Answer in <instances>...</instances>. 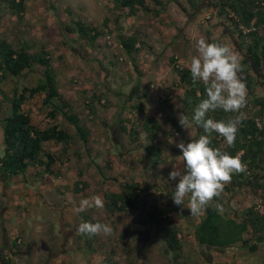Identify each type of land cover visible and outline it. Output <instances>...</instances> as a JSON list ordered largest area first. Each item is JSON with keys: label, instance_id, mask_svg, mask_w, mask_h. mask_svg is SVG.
I'll use <instances>...</instances> for the list:
<instances>
[{"label": "rangeland", "instance_id": "1", "mask_svg": "<svg viewBox=\"0 0 264 264\" xmlns=\"http://www.w3.org/2000/svg\"><path fill=\"white\" fill-rule=\"evenodd\" d=\"M23 1V11L17 14L0 0V39L12 47L24 45L29 50L36 51L42 45L47 50L60 92L70 100L72 111L89 129L88 142L84 148L79 141L71 146L72 149H77L79 156L71 154L69 149L65 152L67 158L63 159V163L54 162L53 168L56 169L57 176L44 173L39 167L29 166L24 173L13 175L2 184L0 177V222L8 202L10 207L5 214L8 221L18 218V230L27 237L28 229L32 237L29 242L26 239L28 245L32 244L29 248L32 257L29 264H40L44 261L46 252L44 253L43 248L46 249L50 245L52 238V244L55 245L59 240V231H62V246L59 250L55 249L58 254L47 264H101L106 256H110L117 264H170V252L161 240L157 224L148 213V206L144 204V199L150 195L151 200L158 203L162 215L179 227V236L176 237L182 246L179 259L183 264H261L264 258L263 249L262 253L254 254L247 248L238 250L239 242L229 244L223 252L206 251L203 248L198 250L193 240L195 236L189 219L191 216L186 208L169 205L164 196L159 194V188H154L152 192L147 191L153 179H144V159L139 157L142 154L138 150L133 149L138 145L130 144L118 127V116H130V123L137 126L140 119L138 116L146 114L144 111H136V116H133V113L127 112L129 98L136 91V81L141 84V93L146 96L147 90L152 91L156 95L152 100L153 104L161 106L162 103L160 104L158 99L165 98V88L168 92L169 89L175 88L174 85H157L155 81L162 79V74L159 73L166 71L165 76L174 77L176 80L169 67L168 57L173 56L178 65L186 63L183 66L189 68L191 58L198 54L195 48L198 39L203 38L208 43L229 47L240 63L244 46L240 48L237 45L235 31L231 29L230 33L228 30V20L211 12V0H197L195 9H192L186 0H179L184 10L170 1L159 16L138 12L137 15L126 18L122 11L118 20L122 26L120 32L122 35L136 33L138 41L142 44L139 52L132 57L117 43V30L112 26L108 33H102L98 37L91 48L75 34H67L62 27L76 19L101 27V19L108 13L110 0ZM155 55L158 59L153 62ZM32 69L21 76L5 75L0 81V155L1 119L9 114L8 99L12 95L14 84L17 92L35 85L39 77L38 66ZM153 70L157 72V78L150 80L148 86H145L144 80L146 76L153 77ZM254 73L256 82H262L254 85V92L261 95L264 93V68H258ZM92 90L102 93L103 96L100 102L94 101L95 115L89 120L85 115L86 106L83 101ZM41 99L42 94L35 93L24 101L22 107L29 109L30 121L40 128L57 123L72 132L73 129L57 114L52 118L46 117L47 107L41 104ZM121 103H124V107L119 105ZM182 130L188 133L187 129ZM189 130L194 131V128ZM42 146L55 154L60 149L59 145L52 142H44ZM165 146L169 145L164 144L163 147L166 148ZM105 161L110 164L109 169L103 168L100 175L96 170L97 165H102ZM161 168L160 165L156 166L159 175ZM77 170L81 171L80 178L87 186L80 192H73L72 183L77 178ZM158 174V182H155L160 184L159 181L163 177H158ZM133 179L144 182L143 190L138 192L137 209L134 212L108 217L104 209L91 208L83 211L92 219H101L102 223L108 224L112 229L110 234L97 235L93 251H85L81 241L75 236L80 224L81 212L76 211L80 201L93 195H99L103 199L104 192L116 190V182ZM176 183L177 181H173L175 186ZM2 186L5 187L4 192H7V202L2 197ZM258 193L259 191L256 196H260ZM262 206L264 207V201ZM228 214V211H225L223 216L228 218ZM143 227L147 228L146 235L137 239L136 231H142ZM49 229L50 232L47 233ZM62 229L68 230L65 235V230ZM120 232L127 233L128 237L120 238ZM229 235L230 233L226 236ZM110 247L115 248L113 255L108 254ZM261 248H264L262 243ZM24 251L25 249H22V252ZM14 258L12 256V261H17Z\"/></svg>", "mask_w": 264, "mask_h": 264}, {"label": "trees", "instance_id": "2", "mask_svg": "<svg viewBox=\"0 0 264 264\" xmlns=\"http://www.w3.org/2000/svg\"><path fill=\"white\" fill-rule=\"evenodd\" d=\"M8 9L13 13H20L24 8L23 0H2ZM174 2L181 10L184 8L179 0H110L107 7V15L101 19V27L94 24L84 23L79 20L70 21L62 26L67 34H75L81 39L88 48L95 45L98 37L102 33H108L110 27L117 30L116 40L121 49L132 57L139 52L142 45L138 41L135 33L129 32L122 35V26L118 23L122 11L126 18L137 15L138 12L151 13L153 16H159L162 9L168 2ZM192 9L196 8L197 0H186ZM209 9L217 17L228 20V30L235 31V40L237 45L243 48V57L240 59L241 71L238 77L246 85L248 97L246 98V106L239 112H224L222 109L210 111L206 115V119L214 121H229L239 119L236 140L232 147L226 144L223 137L213 132L211 133L210 147L216 149L219 145H225V151L236 156L240 154L242 163L246 165V171L243 173H233L232 180L237 188H247L256 196L264 194V93L257 95L254 92V85L262 84L259 80H255V70L264 68V0H211L209 1ZM227 26V25H226ZM247 31L242 32V29ZM168 63L171 71L177 78V84L182 87L183 109L182 113L190 119L199 102L206 98L205 86L202 82L193 84L189 68L178 65L173 56L168 57ZM38 66V80L35 85L29 88H22L17 92L14 84L12 95L8 99L9 114L1 119V143L2 153L0 155V177L4 180L13 175L24 173L31 167H39L44 173L57 176L56 169L53 168L55 161L63 163L66 159L65 152L71 149V154L79 156L72 149L75 143L79 141L82 148L88 142L89 129L81 122L78 115L72 111L70 100L64 96L57 85V80L50 64L49 53L41 45L36 51L29 50L24 45L12 47L9 43L0 39V81L5 75L11 77L21 76L27 71H32L34 66ZM134 67V66H133ZM263 81V80H262ZM35 93H41V104L47 107L46 117L60 116V118L70 126L73 131L70 132L65 126L57 123L40 128L30 121V111L23 108L24 101ZM102 93L95 90L90 91L89 95L84 97V105L86 106L85 115L92 120L95 115L94 101L100 102ZM159 98V97H158ZM163 104V99H158ZM122 105V104H121ZM142 112V104H129L128 111ZM118 127L124 134L130 144L140 145L143 151L148 155L150 166L161 163V152L155 142L158 121L155 117L142 114L137 126L130 123V116L118 118ZM167 121L174 128H178L176 120L167 117ZM198 127V126H197ZM196 133V132H195ZM198 133V134H197ZM197 135H208L198 127ZM44 142H52L59 145L60 149L57 154L45 150L42 146ZM172 161V160H170ZM170 165V162H168ZM110 164L105 161L102 165H97V172L101 175L103 168L109 169ZM168 172V176L169 177ZM81 171H76V179L72 183V191L80 192L84 190L87 183L80 178ZM144 182L142 180L118 181L115 183L116 190L103 193L104 212L107 216L117 214H129L137 209L136 199L138 192L142 191ZM228 186L225 185L223 192L228 193ZM160 190V189H159ZM175 185L171 182L165 184V189L161 195L165 201L172 206H177L173 202V194ZM259 196V197H260ZM222 193L219 197L212 200V206L206 205L202 210V216H193L189 210L186 211L193 225V240L198 245H207L216 248L228 247L229 244L239 242L243 245L242 231L248 223L254 230L260 231L264 228V212L259 214L253 206H247L241 211V215L245 219V223L234 221L223 216L217 210V205L222 204ZM148 213L152 217L155 224L160 230L161 240L165 244L166 249L170 252V264H183L179 259L182 246L176 235L179 227L173 224L166 216H163L159 209L158 203L153 200L149 202ZM83 222H101V219H92L86 213L81 212L80 223ZM235 232V233H234ZM230 233L229 236H226ZM75 236L81 241L80 244L85 251H93L94 244L97 243V235H79ZM20 237V235H18ZM120 238H127V233L120 232ZM229 238V239H228ZM126 243V242H125ZM21 237L10 245L11 257H2L1 264H11L12 256L19 255L23 247ZM13 249V250H12ZM255 249V245L248 247V250ZM115 248L110 247L108 254L113 255ZM101 264H117L106 256L102 259Z\"/></svg>", "mask_w": 264, "mask_h": 264}, {"label": "clouds", "instance_id": "3", "mask_svg": "<svg viewBox=\"0 0 264 264\" xmlns=\"http://www.w3.org/2000/svg\"><path fill=\"white\" fill-rule=\"evenodd\" d=\"M197 55L191 58L189 71L193 84L202 82L205 86L206 98L202 99L194 110L191 119L180 113L178 122L189 130L195 124L202 127L208 135L192 139L185 144L179 142L180 159L183 170L173 168L168 179L177 181L173 194V202L177 206L187 208L191 215H199L201 210L215 197H219L224 186L231 182L233 173H243L246 165L242 163L240 154L229 155L226 151L210 147L211 133L223 137L226 144L232 147L236 140L239 119L227 122L206 119L207 113L222 109L224 112H239L246 106V85L238 77L241 66L238 58L229 47L217 43H208L203 38L195 43ZM185 197L189 202L185 206ZM104 201L99 195L82 199L77 212L87 209H103ZM222 211V206L217 205ZM79 235L110 234L112 229L106 223L83 222L77 227Z\"/></svg>", "mask_w": 264, "mask_h": 264}, {"label": "crops", "instance_id": "4", "mask_svg": "<svg viewBox=\"0 0 264 264\" xmlns=\"http://www.w3.org/2000/svg\"><path fill=\"white\" fill-rule=\"evenodd\" d=\"M152 59L154 60L153 62H156L158 59L157 55H155V57H153ZM153 73H154L153 77L146 76L147 79L145 78L144 80L145 86H148L147 84L150 80H154L155 78H157V76H155V73L157 72L153 70ZM159 74H162L161 76L162 79L159 81L158 80L155 81L157 82L156 83L157 85L164 84V85H168L169 87L171 85H174V88H175L173 90L169 89V92H168V89L165 88V98H164L165 102L161 104L160 107L153 104L154 102L152 100L156 98L155 93H152V91L147 90V93H146L147 97L145 96V94L141 93L142 89H141V84L138 83L139 81H136L137 83V85L135 86L136 91L132 93L131 98H129L130 100L128 102L130 104H134V103L142 104V109H143L142 112L144 111L146 113L145 114L146 116L155 117V119L158 121V128L156 130L155 142L161 152V159H162L161 163L150 166L148 155L143 151L142 147L138 145V146H135L133 149L138 150L139 153L142 154L139 157L142 156L144 159L143 168H144V172L147 173L146 175L144 173L145 181H147V179L149 178L153 179L152 183L148 186L149 188L147 191L152 192L154 188H159L160 190L158 191H159V194H161L162 191L165 189V184L167 185L171 182L173 183V181H169L167 177L168 172H170L173 168H179L180 170H183V162L180 159L181 152H180V149L176 147V145L181 141L187 144L192 139H199V136L197 135L198 127L195 124H193L194 131L188 130V133H187V132H183L182 130L183 128L180 126L178 122V115L182 113V109H183V96H182L183 94L181 92L182 87L177 84V78L176 80H174V77L168 78L167 76H165L167 75L166 71H163ZM166 77H167V80H166ZM121 82L123 83L124 80H121ZM140 99H143V100L140 101ZM121 104L119 105L124 107V103H121ZM144 104L147 110L144 108ZM136 111L134 112L132 111V113L134 114L133 116H136V113H137ZM118 117L120 118L121 116H118ZM140 117L141 115L138 116V118ZM167 117H172L173 119H175L178 128L172 127L170 125V122L167 121ZM161 144L163 145L166 144L169 146L168 147L165 146L166 148H164L163 145L161 146ZM216 149L225 151V145L221 144ZM135 157L138 158L137 156ZM168 162H170V165L168 164ZM157 165H160L162 167L160 171V175L158 174L157 172L158 170L156 169ZM262 173L264 174V170H262ZM157 174H158V177L159 176L163 177V179L159 181L160 184L156 183L158 182V179L156 178ZM1 181H2L1 184L5 182L4 179H2ZM226 185L228 186L229 189H228V193L222 192L221 206L224 211L222 210L220 211V213L223 215L225 211H228L229 213L228 218L234 220L235 222L238 221L236 217H239L241 215V211L245 207L250 206V205L254 207L255 202H259L262 204L264 201V194L259 197V196H255V194L247 188H244V187L237 188L233 180H231V182ZM4 188L5 187L2 186V191H3L2 197L4 198V200L5 199L8 200V197L6 198L7 192H4ZM151 198H152L151 195L150 197H146V199H144V204L148 205L149 202L151 201ZM6 200L5 202H7ZM188 202H189V197H185V201H184L185 206L188 204ZM207 205L212 206L213 205L212 201H210ZM6 206H7V208L5 209L6 211L4 212L3 217H2L3 220L0 222V229H1L0 230L1 232L0 234V264L2 261V257L3 258L11 257L10 245L14 241L16 242L17 240H19L20 237H21V241L23 242V244L25 242V245H23L22 247V249H25V251L22 252V249H21V253L19 255L14 256L15 257L14 259H16L17 261L15 262L11 261V264H29L32 259L31 255L29 254V248L31 247L32 244L28 245V243H26V239L29 242L31 241L30 238L32 237L28 229H27V234H28L27 237L23 234L21 230H18V227H17L18 218L13 217L14 221L12 220L11 222L8 221L9 220L7 218L8 216L5 215L9 211L8 209L10 207L8 205V202L6 203ZM201 216H202V212H200L199 214V217ZM36 228H38V226ZM18 235H20V237H18ZM241 237L243 239H246L245 235H241ZM257 240H258L257 245L261 246V243L264 244V231L257 235ZM43 250H45L44 251L45 253L46 249L43 248ZM261 264H264V258H262Z\"/></svg>", "mask_w": 264, "mask_h": 264}, {"label": "flooded vegetation", "instance_id": "5", "mask_svg": "<svg viewBox=\"0 0 264 264\" xmlns=\"http://www.w3.org/2000/svg\"><path fill=\"white\" fill-rule=\"evenodd\" d=\"M2 193H3V191H2ZM236 218L241 223H245V219L241 215L239 217H236ZM60 219H61V215L58 216V220H60ZM47 223H49V221H47ZM147 223L150 224V222H147ZM50 228H51V226H50ZM62 230H65L63 232V235H65L66 234L65 232L68 231L67 229H62ZM146 230H147V228L145 227L144 229H142V231H138V232L136 231V238L138 239V238L146 235ZM263 231H264V228L262 230H260V231L254 230L247 223L245 229L242 231V235H245V238L247 240L244 239L245 242H243V245L241 243L237 244V249L238 250L246 249V248L248 249L249 246L255 245V249L252 250V253L253 254L254 253H262L261 251H262V249L264 251V248H261L260 245H257L258 244V242H257L258 241L257 240V235L260 234V233H262ZM49 232H50V229L47 230V233H49ZM61 232L62 231H59V234H60L59 240L55 243V245L52 244V242L54 243V239L53 238L50 239L51 243H50V245L48 247H46V258L40 264H47V263H49L52 260V258H54V256L58 254V253L55 252V249L57 250V248H58V250H59V247L62 246L63 239L61 237V235H62ZM195 244L197 245L196 247H197L198 250L201 249V248H203L206 251H212V250H215V251L216 250H219V251H222V252L224 251V249H220V248H216V247H211V246H207V245H198L196 242H195Z\"/></svg>", "mask_w": 264, "mask_h": 264}, {"label": "built area", "instance_id": "6", "mask_svg": "<svg viewBox=\"0 0 264 264\" xmlns=\"http://www.w3.org/2000/svg\"><path fill=\"white\" fill-rule=\"evenodd\" d=\"M239 27H240V29H242V32L247 31V29H244V28L241 27V26H239ZM253 209H254L257 213H259V214L263 213V211H264V207H263L262 204L259 203V202H255V203H254V207H253ZM177 236H179V235L177 234Z\"/></svg>", "mask_w": 264, "mask_h": 264}]
</instances>
